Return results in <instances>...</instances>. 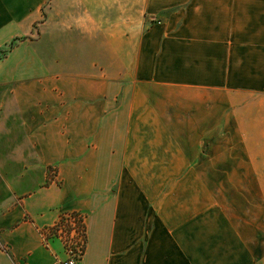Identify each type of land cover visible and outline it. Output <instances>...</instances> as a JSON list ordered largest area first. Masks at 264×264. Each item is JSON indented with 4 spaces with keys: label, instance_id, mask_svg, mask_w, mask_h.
<instances>
[{
    "label": "crops",
    "instance_id": "1",
    "mask_svg": "<svg viewBox=\"0 0 264 264\" xmlns=\"http://www.w3.org/2000/svg\"><path fill=\"white\" fill-rule=\"evenodd\" d=\"M89 4L70 5L97 28L78 59L65 45L63 69L56 50L48 68L23 45L0 58V264H62L45 231L71 212L77 264H264V156L203 201L200 182L169 180L167 155L151 161L154 141L185 153L220 125L234 150L264 153V0ZM30 6L0 0V50Z\"/></svg>",
    "mask_w": 264,
    "mask_h": 264
},
{
    "label": "rangeland",
    "instance_id": "2",
    "mask_svg": "<svg viewBox=\"0 0 264 264\" xmlns=\"http://www.w3.org/2000/svg\"><path fill=\"white\" fill-rule=\"evenodd\" d=\"M18 1V0H17ZM77 0H32V6L28 12L10 14L11 29H9L10 41L0 50V58L5 57L9 52L19 45L25 46L29 50H34L40 61L48 68L49 62L52 60L54 50H56V62L58 69L60 61L65 58L64 48L69 44L70 52L68 58L78 59L80 53L72 52L79 49L88 39H92V33L97 28L96 14L84 12V9L75 10L71 8V4ZM20 2V1H19ZM18 2V3H19ZM86 5V4H85ZM90 10L95 9L96 0H90ZM110 14H105V29L107 31L109 22H107ZM89 18V21H87ZM92 18L93 20H91ZM95 18V19H94ZM75 21V22H74ZM93 21V24H92ZM152 25H159V19H152ZM110 29V28H109ZM109 35L112 32H107ZM186 120V119H185ZM197 128V126L187 125L180 127L181 129ZM205 130H211L212 127H202ZM209 131L208 135L212 132ZM163 135L156 132L155 137L161 138ZM209 137V136H201ZM217 142L206 140L200 142L184 143L185 153H176V143L165 140L153 142V157L151 158L153 165H161V160L166 159L170 167L181 166V173L171 176L170 181H184L186 183L200 182V196L202 201L212 198V183H223L226 178L232 176L239 177L240 168L246 165L256 164L257 157H263L264 153H242V150H234L235 142H225V127H218ZM229 138V137H228ZM195 144V150L192 145ZM228 145L230 148H224ZM172 146L173 150L169 151ZM191 146V147H190ZM168 148V153L163 152V148ZM247 150V149H246ZM241 152V153H240ZM244 152V150H243Z\"/></svg>",
    "mask_w": 264,
    "mask_h": 264
},
{
    "label": "built area",
    "instance_id": "3",
    "mask_svg": "<svg viewBox=\"0 0 264 264\" xmlns=\"http://www.w3.org/2000/svg\"><path fill=\"white\" fill-rule=\"evenodd\" d=\"M85 217L81 213L63 214L59 220L46 229L47 239L57 240L66 260L62 264H77L83 254L86 243Z\"/></svg>",
    "mask_w": 264,
    "mask_h": 264
}]
</instances>
